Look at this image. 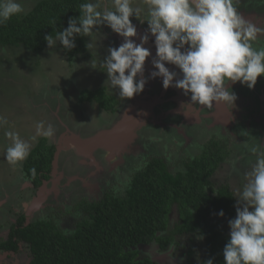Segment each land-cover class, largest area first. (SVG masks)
Here are the masks:
<instances>
[{
    "label": "rangeland",
    "instance_id": "1",
    "mask_svg": "<svg viewBox=\"0 0 264 264\" xmlns=\"http://www.w3.org/2000/svg\"><path fill=\"white\" fill-rule=\"evenodd\" d=\"M39 1L18 0L26 10L24 14ZM241 1L243 3L238 6L235 4L237 12L247 22L264 29V7H260L264 0ZM102 7L111 8L110 0H102ZM130 19L134 26L143 28L139 35L150 37L145 14L138 19L135 16ZM94 33L97 46L74 58L67 55L59 42L55 48L47 46L45 51L36 54L25 52L22 48L0 45V116L7 120V124L0 127V240L8 237L10 226L26 211L29 212L26 217L30 222L53 220L60 227L72 230L80 214L75 209L79 201L101 199L112 184L116 185L119 194H124L132 175L149 158L157 155L165 156L173 167L172 171H177L178 163L200 155L211 138V141H225L228 143V156L212 179L215 186L229 184L235 193L245 183L244 174L250 171L257 155L264 153V76L257 78L253 89L239 82L231 84L235 86L231 91L237 96L235 105L203 107L189 105L190 94L185 95L183 90L175 87L164 89L162 78H151L152 67L147 66L144 67L147 83L143 92L132 99H122L119 89H111L107 83L108 77L101 63L109 54L108 49L118 48L123 38L106 25L94 29ZM84 38L86 44L91 42L89 37ZM137 38L138 33L133 40L141 42ZM150 40L155 42L154 37H150ZM253 46L257 49L264 47V33L259 34ZM154 56L156 53L151 52L150 58ZM91 66H95V69ZM165 66L177 73V79L182 78L180 70L174 65ZM86 87H92L93 91L104 87L106 94L117 102L115 110H103L91 99L83 102L80 97L87 90ZM147 92L159 100L150 103L145 97ZM146 101L149 103H144ZM247 102L252 105L249 106ZM129 109L136 117L147 115L144 114L147 111L151 116L150 121L141 123V128L138 125L139 130L137 128L135 131L138 138L133 143L128 142L127 146L112 143L109 151L103 148L92 152H83L84 144L82 149L74 144L75 139L84 140L99 132L112 130ZM38 121L54 126L55 135L48 141L58 147L54 174L45 188L42 187L43 191L34 187L26 177L24 162L13 167L4 158V151L10 144L5 132L16 131L22 138L28 139L34 134ZM146 124H150L149 127ZM128 130L125 131L127 135ZM147 136H150L149 140ZM126 138L125 135L121 141ZM100 140L102 143L112 142L108 136ZM157 146L161 148L160 151H157ZM123 147L126 151L122 150ZM253 149L256 151L253 152ZM34 199L36 202L40 200L35 206L32 204ZM177 214L174 212L170 215L171 226L177 220ZM223 227L230 230L225 220ZM180 235L165 249L156 243L138 247L139 259H150L154 264H190L187 252L193 246L197 250L189 259L192 264H200L205 257L201 236L189 233ZM30 262L31 252L24 243L16 253L0 249V264Z\"/></svg>",
    "mask_w": 264,
    "mask_h": 264
},
{
    "label": "trees",
    "instance_id": "2",
    "mask_svg": "<svg viewBox=\"0 0 264 264\" xmlns=\"http://www.w3.org/2000/svg\"><path fill=\"white\" fill-rule=\"evenodd\" d=\"M84 2L40 0L28 13L0 25V45L34 54L45 51V36H55L67 28L70 18L78 19ZM75 45L72 50L60 46L70 58L87 52L84 37L76 36ZM90 99L106 111H114L117 105L104 89L85 91L81 96L83 102ZM227 149L225 141H210L200 155L178 163L177 171H172L165 156L149 158L132 175L124 194L112 184L101 199L79 201L75 209L80 214L70 231L53 220L39 219L26 225L21 214L8 240L0 241V249L16 253L24 243L31 252L30 264H154L139 259L137 248L158 243L165 249L178 234L189 233L203 239L205 257L200 264L209 259L213 264H225L223 249L230 230L223 222L235 219L237 201L229 184L215 186L212 177L225 162ZM56 150L41 138L24 161L23 171L36 188L51 180ZM33 167L35 179L30 173ZM174 209L180 219L171 227L169 217ZM221 210L222 217L218 215ZM196 250L191 246L187 252L190 264Z\"/></svg>",
    "mask_w": 264,
    "mask_h": 264
},
{
    "label": "clouds",
    "instance_id": "3",
    "mask_svg": "<svg viewBox=\"0 0 264 264\" xmlns=\"http://www.w3.org/2000/svg\"><path fill=\"white\" fill-rule=\"evenodd\" d=\"M110 3L111 8L102 7V0H86L79 6V18H70L66 29L55 36H45V41L50 49L59 42L65 50H72L76 36L89 37L91 42L86 48L90 50L97 46L94 29L101 25L109 27L123 38V43L108 49L101 66L107 74V83L111 89H119L122 99L142 93L147 83L144 66L151 53L144 45L148 35L135 43L137 29L130 19L133 16L138 19L142 14L146 15L148 32L155 38L156 58L152 64L156 70L151 72V78H162L164 89L175 87L185 95L190 94L189 105L233 106L237 96L229 84L239 82L253 89L257 78L264 76V47L253 46L264 29L244 19L237 12L235 0H110ZM25 12L18 0H0V25ZM166 64L178 68L182 78L177 79V73ZM5 124L7 120L0 116V127ZM54 135V126L44 121L36 122L35 132L28 139L16 131H6L10 140L4 151L6 162L13 167L21 165L40 138L51 140ZM30 173L35 179L34 167ZM244 179L242 188L235 190L236 217L228 222L230 233L223 249L224 262L264 264V153L257 155ZM174 212L177 214L176 209ZM218 215L222 217L223 211ZM179 219L177 216L169 225L175 226ZM205 264L213 261L209 259Z\"/></svg>",
    "mask_w": 264,
    "mask_h": 264
},
{
    "label": "water",
    "instance_id": "4",
    "mask_svg": "<svg viewBox=\"0 0 264 264\" xmlns=\"http://www.w3.org/2000/svg\"><path fill=\"white\" fill-rule=\"evenodd\" d=\"M135 27H136L137 33H138V38L137 39L140 40V38L144 36L142 34L139 35L140 31H143V28L141 26H135ZM150 37L153 38V36L151 34H150ZM150 37L148 38V42L144 45V47L149 49L150 53L151 52L152 53H156L155 52V42H152L150 40ZM135 43L139 44L140 42L139 43L135 42ZM154 58H156V56H154ZM163 93L165 94L164 91H163ZM148 96L149 95H146L145 97L150 101V103L152 102V100L154 101V103L159 100L157 97L152 98V97H148ZM149 101L148 102L146 101L144 103H149ZM144 107L147 108L146 110H149L147 106H144ZM131 111H132V109L127 110L125 115L123 116V118L120 119L118 124H116L112 130H105V131L99 132V134L95 135L94 137H91V138L88 137V138H86L84 140L80 139V141L78 143L76 141H74L75 142L74 144H76V146L78 148L80 147L79 143L81 145L84 144L85 149H83L82 151L83 152H87V151H91L92 152V151H97V150L103 149V148H106L109 151V148L111 147L110 144H112V143H118L120 146H127L128 142H129V144L133 143L138 138L137 134H135V131L138 128V125L140 126L139 128H141V125H142L141 123L144 120H147L148 118H150L151 116L149 115L150 112L147 111L148 113H144V114H147V115H141L140 114V116L136 117L135 116L136 114L132 113L133 111L132 112ZM139 128H138V130H139ZM128 129H130V130H128ZM126 130H128V135L125 132ZM125 135L127 136V138L124 141L122 140L123 141V143H122L121 139L123 137H125ZM106 136L111 137L112 142H110V143L103 142L102 143L100 138L103 139ZM120 141H121L122 144L120 143ZM122 150L126 151L125 147H123ZM115 154H116V152H115ZM110 158H112V156ZM53 174H54V171H53ZM47 183L48 182H44L43 188H45ZM43 188H42V191H43ZM39 201L40 200H38L37 202L35 201V204L37 205Z\"/></svg>",
    "mask_w": 264,
    "mask_h": 264
},
{
    "label": "flooded vegetation",
    "instance_id": "5",
    "mask_svg": "<svg viewBox=\"0 0 264 264\" xmlns=\"http://www.w3.org/2000/svg\"><path fill=\"white\" fill-rule=\"evenodd\" d=\"M238 1H239V2H238ZM238 1L235 2V4H237V6L243 3L242 1L240 2V0H238ZM244 3L246 4L247 2H244ZM235 7H236V6H235ZM260 7H262V8L264 7V2H263V1L261 2V6H260ZM236 9H238V7H236ZM252 15H253V14H252ZM228 87H229L230 89H231V88H234V89H235V86H234V85H231V84H229ZM91 88H92V87H86L87 90H85V91H93V90H91ZM100 89H104V87H99V88H97V89H96L95 91H93V92L96 93V92H98ZM104 90H105V89H104ZM231 90L233 91V89H231ZM105 92H106V91H105ZM83 93H84V92H83ZM82 95H83V94H82ZM82 95H81V96H82ZM80 98H81V97H80ZM251 98H252V96H250V99H251ZM259 99H260V98L258 97V100H259ZM88 101H90V100H88ZM88 101H87V102H88ZM91 101H93V102L96 103L95 100H92V99H91ZM260 101H261V100H260ZM84 102H85V101H84ZM235 104H236V101H235L234 105H235ZM247 104H249V106L252 105L251 102H247ZM98 106H99V104H98ZM99 108H101V107L99 106ZM101 109H102V108H101ZM103 110H104V109H103ZM225 117H227L226 114H225ZM149 119H150V118H148L147 120H149ZM149 121H150V120H149ZM151 122H152V121H151ZM149 125H150V124H146L145 126H146V127H149ZM146 139L149 140V139H150V136H147ZM211 140H212V138L210 139V141H211ZM48 142H49V141H48ZM49 144H50V143H49ZM36 145H37V144H36ZM157 147H158V146H157ZM161 147H162V146H161ZM56 148H57V150H56V153H57V151H58V147L56 146ZM152 148H153V147H152ZM158 149H159V150H157V151H160V150H161L160 147H158ZM55 158H56V156H55ZM54 161H55V160H54ZM53 169H54V168H53ZM25 175H26V174H25ZM52 175H53V172H52ZM28 180H29V179H28ZM30 181H31V180H30ZM31 182H32V181H31ZM44 182H46V181H44ZM32 185L34 186L33 183H32ZM43 186H44V183H43V185H42L41 187H39V188H42ZM34 187H35V186H34ZM35 200H36V199H34L33 202H34ZM32 204H33L34 206L36 205L35 202L32 203ZM34 208H37V207H34ZM25 211H26V210H25ZM27 213L29 214V212L26 211L25 217H26ZM19 217H20V216H19ZM19 217L16 219L15 223H13V224L10 226L9 233H8V237H7L5 240H0V241H7V240H8L9 235H10V232H11V227H12L13 225H16V224H17V222H18V220H19ZM25 220H26V221H25V224H26V225L32 222V221H31V222L28 221L29 218H27V217H26ZM31 220H32V218H31Z\"/></svg>",
    "mask_w": 264,
    "mask_h": 264
},
{
    "label": "bare ground",
    "instance_id": "6",
    "mask_svg": "<svg viewBox=\"0 0 264 264\" xmlns=\"http://www.w3.org/2000/svg\"><path fill=\"white\" fill-rule=\"evenodd\" d=\"M150 58V57H149ZM154 59V57L153 58H150V59H148V60H146L145 61V66L144 67H147V66H149V67H152V68H150L151 69V71H155L154 70V67H153V64H152V60ZM156 103V102H155ZM74 141H76L77 143L80 141V139H75ZM75 143V142H74ZM68 145V144H67ZM79 149H82V145L79 143Z\"/></svg>",
    "mask_w": 264,
    "mask_h": 264
},
{
    "label": "crops",
    "instance_id": "7",
    "mask_svg": "<svg viewBox=\"0 0 264 264\" xmlns=\"http://www.w3.org/2000/svg\"><path fill=\"white\" fill-rule=\"evenodd\" d=\"M148 91H149V89H148ZM149 93H150V91H149ZM149 93L147 92V95H149ZM148 97H152V96L149 95ZM152 98H153V97H152Z\"/></svg>",
    "mask_w": 264,
    "mask_h": 264
}]
</instances>
